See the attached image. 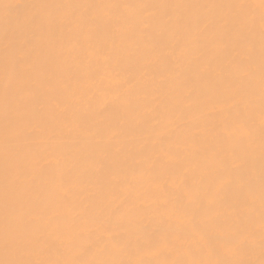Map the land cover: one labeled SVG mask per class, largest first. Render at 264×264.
I'll return each instance as SVG.
<instances>
[{
    "label": "bare ground",
    "instance_id": "6f19581e",
    "mask_svg": "<svg viewBox=\"0 0 264 264\" xmlns=\"http://www.w3.org/2000/svg\"><path fill=\"white\" fill-rule=\"evenodd\" d=\"M33 4L155 7L77 10L78 16L105 20L134 17V32L100 28L85 38L72 16V22L63 27L36 29V43L23 55L31 65L27 78L32 82V96L43 105L42 115L18 121L6 118L5 83L17 67L26 65L10 64L5 72V33L18 30L28 12L38 13L47 24V10L24 7ZM236 4L255 7H230ZM259 4L260 0H0V260L17 258L14 246L6 247L5 240L6 232L11 236L17 231L16 215L10 209L20 203L44 207L46 215L62 225L57 234L62 241L59 250L47 248L33 252L31 258H101L102 223L111 219L115 224V217L102 213V208L115 209L123 202L148 204L158 195L156 177L164 168L187 174L190 180L207 179L214 168L213 152L230 146L244 148L250 159L245 177L252 184L251 207L241 211L250 219L252 246L243 258L259 264L264 258L260 247ZM234 20L244 24L254 42L251 63L244 68L251 67L254 75L243 82V97L225 92L229 76L224 68L236 50ZM152 49L167 55L156 58L150 55ZM148 59L153 62L146 64ZM236 100L255 123L251 143L246 130L229 117L227 106ZM22 128L30 129V134H21ZM18 153L23 154V163L17 160ZM23 167L32 179L20 185L15 178ZM216 210L230 213L231 202ZM114 231L145 239L127 223ZM73 235L81 237L79 246L72 243ZM89 235L98 244L92 253L81 256L80 246L88 243ZM129 256L151 264L200 258L185 255L180 247L167 251L163 244L146 245L118 258Z\"/></svg>",
    "mask_w": 264,
    "mask_h": 264
},
{
    "label": "snow or ice",
    "instance_id": "6c2138e0",
    "mask_svg": "<svg viewBox=\"0 0 264 264\" xmlns=\"http://www.w3.org/2000/svg\"><path fill=\"white\" fill-rule=\"evenodd\" d=\"M26 9H43L48 12V20L45 25L38 13L28 12L21 22L18 30L9 34L5 33V60L4 68L8 73L9 65H26L8 76L5 83V114L8 119L18 121L42 115L41 102L34 98L31 93L32 82L27 78L28 64L23 55L25 49L33 47L37 40L36 29L51 31L55 27H63L72 21L69 16L75 17L81 33L85 38H90L97 29L112 31L123 27L133 32L137 21L134 17L105 20L97 16H78L77 10L81 7L92 8H148L154 5H65V4H39L24 5ZM167 7V6H163ZM230 7L251 8L254 5L236 4ZM261 22V51H260V74H261V98H260V247L264 257V0H260ZM71 10L68 12L66 10ZM225 23H228L227 21ZM235 28L236 50L233 51L228 65L224 71L229 76L225 92L228 96L243 97L246 95L243 87L245 80H250L254 75L251 67L244 70L245 65L251 63V53L254 42L245 31L244 24L239 20L232 21ZM148 25H144L147 28ZM31 30V35L28 31ZM71 40V37H69ZM134 43V42H133ZM131 46V45H130ZM11 53V55H9ZM151 56L163 58L167 55L161 49H152ZM153 61L148 59L146 64ZM229 117L238 122L246 130L249 143L255 138L256 126L250 116H246L241 108V101L236 100L227 106ZM64 111L63 108L60 109ZM30 129L22 128L21 134H30ZM193 144H198L193 138ZM17 160L24 161L23 154H17ZM214 168L212 173L205 179L200 177L190 180L187 174H182L176 169L164 168L157 175L156 182L158 195L149 200L143 207L128 205L123 202L115 209L102 208L101 212H108L115 217V224L111 219L102 223V231L105 233V247L99 249L101 258L96 259H73V260H45L33 259L31 254L43 251L47 248L59 250L62 241L58 233L62 225L58 219L46 215L42 206H26L20 203L12 207L10 211L15 213L18 224L14 235L9 236L6 232L5 246H14L17 258L0 260V264H151L144 260L118 258L121 254L139 251L146 245L158 246L163 244L167 251L177 247L183 249L185 255H195V259H175L155 262V264H256L251 259L243 258L252 246L250 219L241 211L250 208L249 195L252 184L245 177L246 167L250 163L249 155L244 148L239 150L233 147H225L214 151L212 154ZM20 185L28 183L32 177L29 169L23 167L20 174L15 178ZM171 181V182H169ZM231 202L232 211L227 214L218 212L217 206ZM122 223H127L132 232L142 233L145 237L133 238L128 232L114 231ZM88 243L80 246L81 256L92 253L98 241L89 235ZM81 237L73 235L71 241L74 245H80ZM110 245V246H109ZM264 264V258L259 261Z\"/></svg>",
    "mask_w": 264,
    "mask_h": 264
}]
</instances>
